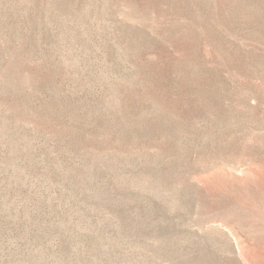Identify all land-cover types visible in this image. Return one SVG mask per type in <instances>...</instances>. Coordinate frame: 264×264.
Returning a JSON list of instances; mask_svg holds the SVG:
<instances>
[{
  "label": "rangeland",
  "instance_id": "obj_1",
  "mask_svg": "<svg viewBox=\"0 0 264 264\" xmlns=\"http://www.w3.org/2000/svg\"><path fill=\"white\" fill-rule=\"evenodd\" d=\"M0 264H264V0H0Z\"/></svg>",
  "mask_w": 264,
  "mask_h": 264
}]
</instances>
